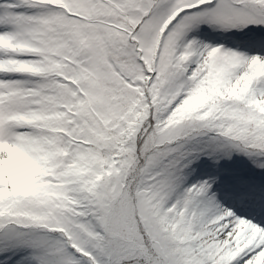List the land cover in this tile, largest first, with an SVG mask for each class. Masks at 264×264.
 Segmentation results:
<instances>
[{
	"label": "snow or ice",
	"instance_id": "6c2138e0",
	"mask_svg": "<svg viewBox=\"0 0 264 264\" xmlns=\"http://www.w3.org/2000/svg\"><path fill=\"white\" fill-rule=\"evenodd\" d=\"M0 264H264V0H0Z\"/></svg>",
	"mask_w": 264,
	"mask_h": 264
}]
</instances>
